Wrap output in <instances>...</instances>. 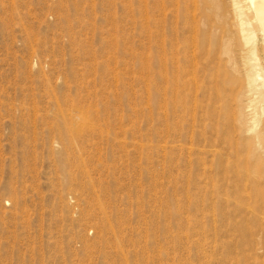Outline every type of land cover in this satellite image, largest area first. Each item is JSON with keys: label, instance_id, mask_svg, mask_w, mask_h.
I'll use <instances>...</instances> for the list:
<instances>
[{"label": "rangeland", "instance_id": "obj_1", "mask_svg": "<svg viewBox=\"0 0 264 264\" xmlns=\"http://www.w3.org/2000/svg\"><path fill=\"white\" fill-rule=\"evenodd\" d=\"M210 1L0 0V264H264Z\"/></svg>", "mask_w": 264, "mask_h": 264}, {"label": "bare ground", "instance_id": "obj_2", "mask_svg": "<svg viewBox=\"0 0 264 264\" xmlns=\"http://www.w3.org/2000/svg\"><path fill=\"white\" fill-rule=\"evenodd\" d=\"M210 2L216 34L206 51L207 71L224 101L234 102L229 165L236 180L253 183L257 166L264 165V0ZM194 53H187L189 61Z\"/></svg>", "mask_w": 264, "mask_h": 264}]
</instances>
